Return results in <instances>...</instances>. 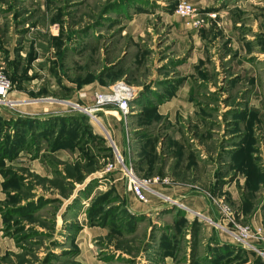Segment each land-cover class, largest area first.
Instances as JSON below:
<instances>
[{
  "label": "rangeland",
  "instance_id": "rangeland-1",
  "mask_svg": "<svg viewBox=\"0 0 264 264\" xmlns=\"http://www.w3.org/2000/svg\"><path fill=\"white\" fill-rule=\"evenodd\" d=\"M179 1L0 0V65L21 101L0 106V264H264L262 239L241 248L176 197L232 232L264 208V0L192 3L200 26ZM127 88L125 111L100 104ZM120 158L160 178L146 192L171 207L160 224L124 208Z\"/></svg>",
  "mask_w": 264,
  "mask_h": 264
},
{
  "label": "crops",
  "instance_id": "crops-1",
  "mask_svg": "<svg viewBox=\"0 0 264 264\" xmlns=\"http://www.w3.org/2000/svg\"><path fill=\"white\" fill-rule=\"evenodd\" d=\"M191 3H195V4H199L201 6H208V0H187ZM222 0H217L215 1L216 4L218 5ZM225 9L231 10V7H227V8H222L221 11H225ZM219 11V10H218ZM20 96V95H19ZM20 98V97H19ZM14 100V98H12ZM76 101L79 100L81 102H83L84 104L87 103L88 106H90L91 103V96H89L85 91L84 92H80L79 93V97H77V99H75ZM16 102V105H21L19 103L20 100L15 99L14 100ZM21 102V101H20ZM15 105V106H16ZM107 109V108H106ZM21 110V109H20ZM21 112L25 113V110H21ZM103 112L105 113V116L109 114V110H105V108L103 109ZM15 112H13V114L11 113V116L14 115ZM62 115V114H59ZM15 116V115H14ZM104 116V117H105ZM120 117V116H119ZM97 117L94 115L92 119H94L96 122H100V118L96 119ZM118 119H113L112 120L110 118H107V121L109 123V126L111 127L114 136H115V141L119 147V149L123 152V153H127L128 151V146H127V136H123V134H121V132L119 131V127H118ZM112 121V122H111ZM59 153H61L62 158H65V155H63V152L59 151ZM114 178H116V180L119 179V182L116 183V188L119 190L121 197H122V202L125 204L124 208L127 209L129 212L133 213L134 215H144L147 214L148 216H146V218L142 221L139 222V229H141L142 227L145 228V226L147 224H150V221L152 220L155 223H161L163 221L164 216H166V214H163V211H168L170 210V206L165 204V203H156V200L154 201L153 198H149V202L148 203H143L141 201H139L136 196L134 195V193L132 191H130L128 189L127 186V181L124 175V172L122 171L119 172L117 171L115 173V175L113 176ZM162 183H166V182H162ZM156 187H158L159 190H161V193L163 194H169V195H173V194H177L176 192V188L174 187H169V186H163L161 184H156ZM182 193V191H181ZM176 197H178L177 199L183 198L185 199V201L189 202V205L199 209L201 212L207 213L209 215H212L213 217H215V220H218V213L217 211L214 209V207H212L209 203L207 204H203L197 200V197H187L185 196V194H180V195H176ZM209 201V199H207ZM207 205V206H205ZM174 214V213H173ZM173 214H169L172 216H175ZM168 215V216H169ZM163 216V218L161 217ZM263 216H264V208H262L261 210H257L254 212L253 216L249 218V220L252 223V226L255 228L258 227H262L263 226ZM212 225V224H211ZM213 226V225H212ZM98 230V231H96ZM94 231L96 233H99L100 230L97 228H94ZM91 234H92V230H90ZM105 233V231H104ZM104 233H101L104 235ZM100 235V234H99ZM98 236V235H97ZM213 236H215L216 238H221V240L226 239V241L230 242L232 241V239H228V237H221L220 234L215 235L213 234ZM91 238H94V236H92ZM128 256V255H127ZM150 260L152 261H148V263L145 262V260H142L141 264H156V262H154V259L151 258ZM89 264H108L106 262H102L100 260H98V258H94V256H92V260L89 262ZM159 264H174L173 260L168 257L165 259V261H163L162 263Z\"/></svg>",
  "mask_w": 264,
  "mask_h": 264
},
{
  "label": "built area",
  "instance_id": "built-area-1",
  "mask_svg": "<svg viewBox=\"0 0 264 264\" xmlns=\"http://www.w3.org/2000/svg\"><path fill=\"white\" fill-rule=\"evenodd\" d=\"M176 12L183 17L188 26H200L203 24L204 19L198 17L196 8L194 5L186 0H181L177 4ZM12 81L8 76L7 70L4 66L0 65V106H15L16 102L11 99L10 93L12 91ZM125 87V86H124ZM117 90V88H116ZM127 93L129 89L127 88ZM127 93L123 96L117 95V91H113L109 94H104L99 97L100 104L104 103H117L118 107L125 111L127 108L126 96ZM98 100L97 103L99 104ZM103 106V105H102ZM120 163L124 165L123 172L127 181V186L130 191L134 193L136 198L143 202L148 203L147 191L151 189L150 185L153 183L161 182L159 177L155 178H139L135 173L132 167H129L124 164V159L120 158ZM163 182H168L167 179H164ZM217 229L220 228L221 231H226L232 235V237L239 242V245L249 248L251 247L253 240L262 239L264 241V231L262 227H250L236 224L237 230L235 232L230 231L225 226L220 223V221L212 220L211 222ZM252 240V241H251Z\"/></svg>",
  "mask_w": 264,
  "mask_h": 264
},
{
  "label": "trees",
  "instance_id": "trees-1",
  "mask_svg": "<svg viewBox=\"0 0 264 264\" xmlns=\"http://www.w3.org/2000/svg\"><path fill=\"white\" fill-rule=\"evenodd\" d=\"M59 116H62V115H59ZM78 116H79V117H82V118H85L83 115H78ZM67 119H68V118H67ZM73 119H74V120H77L76 118H72V120H73ZM31 120H32V119H29V121H31ZM29 121H26V124L29 123ZM15 122H16V121H15ZM15 122L13 123V125H14V126H17V123H15ZM69 123H70V122H69ZM40 124H42V123H40ZM69 126H70V125H69ZM71 129H73L74 132H75V131L78 132V129H77L76 126H75L74 128H71ZM71 129H70V130H71ZM58 138H60V137H58ZM59 140H60V139H59ZM239 247H241V248H246V247H243V246H241V245H239Z\"/></svg>",
  "mask_w": 264,
  "mask_h": 264
},
{
  "label": "bare ground",
  "instance_id": "bare-ground-1",
  "mask_svg": "<svg viewBox=\"0 0 264 264\" xmlns=\"http://www.w3.org/2000/svg\"><path fill=\"white\" fill-rule=\"evenodd\" d=\"M122 91H123V94L119 93L118 95L123 96V95H125L127 93L128 90L122 89Z\"/></svg>",
  "mask_w": 264,
  "mask_h": 264
}]
</instances>
